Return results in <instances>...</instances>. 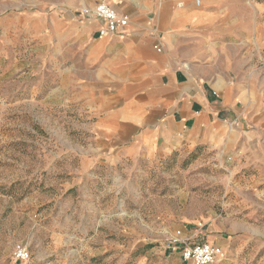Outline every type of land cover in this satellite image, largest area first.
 <instances>
[{"label": "rangeland", "instance_id": "374dc122", "mask_svg": "<svg viewBox=\"0 0 264 264\" xmlns=\"http://www.w3.org/2000/svg\"><path fill=\"white\" fill-rule=\"evenodd\" d=\"M47 11L0 0V264H177L174 240L229 218L251 239L216 264H264V202L241 180L248 170L205 149L114 168L94 156L72 61L45 41Z\"/></svg>", "mask_w": 264, "mask_h": 264}, {"label": "crops", "instance_id": "0c3cea01", "mask_svg": "<svg viewBox=\"0 0 264 264\" xmlns=\"http://www.w3.org/2000/svg\"><path fill=\"white\" fill-rule=\"evenodd\" d=\"M100 1L45 0V41L72 61L94 156L114 168L217 152L248 170L241 180L264 202V0H107L129 19L107 36L83 15ZM251 232L229 218L186 230L183 242L229 252Z\"/></svg>", "mask_w": 264, "mask_h": 264}, {"label": "built area", "instance_id": "2783aa9c", "mask_svg": "<svg viewBox=\"0 0 264 264\" xmlns=\"http://www.w3.org/2000/svg\"><path fill=\"white\" fill-rule=\"evenodd\" d=\"M200 3L199 0L196 1ZM83 15L87 18H95L104 22L103 28L100 30L101 36L109 34H117L124 31L129 25V19L126 16L119 15L107 2L101 0L93 9H84ZM182 246V257L186 262L193 264H216L224 255L223 250L208 242L187 245L183 241L174 240ZM16 261L24 262L30 258V254L26 248H17L14 252Z\"/></svg>", "mask_w": 264, "mask_h": 264}]
</instances>
